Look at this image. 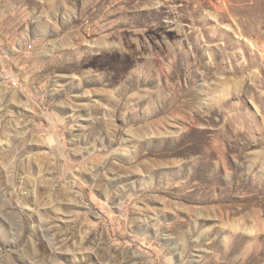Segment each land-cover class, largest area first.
I'll return each mask as SVG.
<instances>
[{"label": "rangeland", "instance_id": "1", "mask_svg": "<svg viewBox=\"0 0 264 264\" xmlns=\"http://www.w3.org/2000/svg\"><path fill=\"white\" fill-rule=\"evenodd\" d=\"M0 264H264V0H0Z\"/></svg>", "mask_w": 264, "mask_h": 264}]
</instances>
